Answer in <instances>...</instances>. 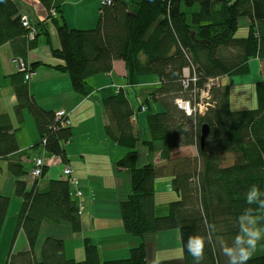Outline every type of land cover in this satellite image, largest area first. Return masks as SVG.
Instances as JSON below:
<instances>
[{
  "label": "trees",
  "instance_id": "trees-1",
  "mask_svg": "<svg viewBox=\"0 0 264 264\" xmlns=\"http://www.w3.org/2000/svg\"><path fill=\"white\" fill-rule=\"evenodd\" d=\"M63 1L42 0L49 14L52 8L57 14L62 12ZM22 16L16 0H0V43H12L14 53L24 60L26 43L31 47L39 34L49 30L45 21L32 22L38 33L29 40ZM241 16L249 18V33L238 37ZM99 17L92 29H77L69 28L64 19L48 15L61 40L60 48L52 52L64 60L61 67L69 72L74 89L83 94L91 92L87 79L112 71L116 59L126 63L129 84H137L142 75L159 77V86L148 89L143 102L147 111L151 101L161 104L160 111H150L146 116L149 139L136 131V112L127 92L105 90L103 103L109 119L106 133L128 148L116 163L119 169H129L131 177V191L121 201L120 210L125 230L134 236L143 238L178 229L184 250L178 264H195L185 247L189 236H207L206 224H214L215 235L231 244L238 230L237 217L249 207L245 203L248 189L256 184L264 192V80L256 83V108H231L230 90L220 82L212 85L207 110L188 116L177 105V99L194 94L193 84L184 86V70L193 65L196 86L202 88L212 77L247 72L254 57L264 61V0H112L101 3ZM27 72L26 67L11 74L18 97L16 115L22 121L23 110H29L39 129L42 150L67 161L64 143L73 138L72 126H62L56 111L39 106L29 92ZM205 124L210 132L202 146L201 129ZM16 132L10 115L1 112L0 158L20 151ZM139 143L150 152L159 146L165 162L158 165L151 160L139 165ZM183 145H195L198 154L175 153ZM9 171L16 176L15 193L23 204L4 264H147L146 241L135 245L129 257L101 260L98 246L86 238V257L80 261L65 255L63 238L47 236L37 253L44 221L63 220L71 223L74 231L81 229L79 204L72 199L67 177L52 180L50 188L42 192L37 187L38 179L27 188L22 180L26 173L22 162L11 159ZM163 176H172L171 184L179 198L168 203V213L157 215L155 181ZM74 187L79 188L78 184ZM9 203L10 197L0 189V240ZM260 222L264 224V220ZM21 231L27 236L26 249L15 247ZM212 231L210 228L209 233ZM201 264H227L218 242L206 241ZM247 264H264V250L255 253Z\"/></svg>",
  "mask_w": 264,
  "mask_h": 264
},
{
  "label": "crops",
  "instance_id": "crops-1",
  "mask_svg": "<svg viewBox=\"0 0 264 264\" xmlns=\"http://www.w3.org/2000/svg\"><path fill=\"white\" fill-rule=\"evenodd\" d=\"M16 2L22 15L28 16L34 24L45 21L49 31L42 33L43 36L39 34L31 47H29V42L26 43L27 55L24 60L20 54L14 53L12 43H0V113L6 112L12 118L14 128L17 130L16 136L20 150L8 158H0V189L10 197L8 216L4 223L0 244L4 241V234L9 236V242L13 240L17 219L23 204L22 199L15 193L16 176L9 171L11 159L24 164L26 173L22 180L27 182V188L30 189L35 182L30 171L34 165L33 159L38 156V153H42V145H39L40 133L32 113L27 109L23 110L24 119L19 121L15 112L18 97L15 94L14 86H12L11 74L21 70L20 62L22 61L28 69L25 79L28 82L30 94L33 95L39 106L48 111L64 109L69 115L73 131V138L64 143L68 160L64 161L60 156L52 155L47 151L45 174L38 180L37 187L40 191L45 192L50 188L52 180H64L66 178L64 168L70 165L74 169V175L79 179V189L82 190V194L77 196L74 185H70L72 199L78 204L79 202L83 204L80 213L81 229L74 231L72 224L63 220L44 221L36 244L37 253L40 252L47 236L63 238L66 244L65 255L80 261L86 257L84 244L86 238L98 246L101 260L129 257L130 250L135 245L146 241L148 245L147 264H178V262H182L184 250L178 229L155 232V234L146 235L143 238L131 235L125 230L120 207L121 201L131 191V177L129 169H119L116 167V163L128 151V148L119 145L106 133L109 119L103 103L105 90L116 93L119 91L118 87L123 86L129 102L136 112V118L133 119L136 131L143 138L149 139L146 122L148 113L146 109L141 108V105L149 95L148 89L159 86V77L157 80L152 78L143 80V77L140 76L137 84H129L126 79V63L122 59H116L112 71L94 74L87 79L91 88L90 94H83L75 90L69 72L61 67L65 64L64 60L56 57L52 52L53 49L60 48L61 40H59L54 21L50 18L47 19L48 15H51L48 9L45 8L43 2L42 7L37 6V8L30 5L28 0H16ZM61 8L63 11L59 12L56 17L59 20L64 19L69 28L92 29L98 24L100 18L101 0H64ZM37 62L40 65L34 67L33 65ZM248 64V71L244 72L246 74L238 73L247 76L237 77L235 74H233L234 76L227 74L221 78L223 85L222 80L225 76L233 77L229 80L232 84L228 85L232 86L229 89L231 108L234 104L233 89L240 92L249 89L255 91L256 94V83L264 80V61L254 57ZM28 74H30L29 78ZM235 103L239 104L238 101ZM240 103L242 102L240 101ZM160 109L161 104L154 102V110L160 111ZM233 109L244 108L235 107ZM139 151L140 154L147 156L144 159L145 162L141 161L139 165L150 162L151 152L148 153L147 147L140 144ZM155 153L154 162L162 165L165 161L160 157L159 146ZM175 153L192 156L198 154L195 145H183L176 148ZM163 177L172 180V176ZM156 181V214L165 215L169 211L168 203L175 201L179 196L174 189H166L164 192L166 197L164 196L165 198L162 200L164 209L160 210L157 208V194L160 191H158ZM15 247L18 249L28 247L27 236L22 231L18 234ZM173 249L176 250L175 254L173 252L171 254ZM159 250L164 252L160 254Z\"/></svg>",
  "mask_w": 264,
  "mask_h": 264
},
{
  "label": "clouds",
  "instance_id": "clouds-1",
  "mask_svg": "<svg viewBox=\"0 0 264 264\" xmlns=\"http://www.w3.org/2000/svg\"><path fill=\"white\" fill-rule=\"evenodd\" d=\"M264 192L256 184L251 185L245 194L246 207L237 217V232L231 244L222 237L215 235V225L206 224L207 236L195 234L190 235L185 247L193 257L195 264H201L204 259L206 241L219 243L222 254L227 258V264H247L257 250L261 240H264ZM255 205V207H252ZM255 213V215H253ZM212 233H209V229Z\"/></svg>",
  "mask_w": 264,
  "mask_h": 264
},
{
  "label": "built area",
  "instance_id": "built-area-1",
  "mask_svg": "<svg viewBox=\"0 0 264 264\" xmlns=\"http://www.w3.org/2000/svg\"><path fill=\"white\" fill-rule=\"evenodd\" d=\"M112 0H101V3H110ZM51 15L56 17L57 16V10L52 8ZM21 20L23 21L24 27L28 28V37L29 39H34L38 33L36 26L33 25L32 21L29 19L28 16L23 15ZM21 64V70H24L26 68V64L24 62H20ZM30 74L27 75L29 78ZM222 77H212L202 88H198L196 86L198 82V77L196 74L195 67L193 65H190V67L185 68L184 70V86L186 88L190 87L192 84L194 85V94L191 98H183L177 99V105L180 109L184 110L185 113L188 116L196 115V114H203L207 110V108L211 105L210 103V91L212 89V85L219 84L221 82ZM119 90V87H118ZM57 118L61 119V125H70V118L69 115H67L66 111L59 110L56 111ZM43 144H46V139L43 140ZM46 149L43 148L42 153L39 156H36L34 158L35 164L33 166V169L31 170V176L35 179H40L44 174V167L46 164L45 154ZM64 175L68 178L71 184L77 186L79 183V179L76 178L74 175V169L70 165H67L64 168ZM76 195L80 196L82 194V190H80L78 187L76 189ZM79 212H81V209L83 208V204L79 202Z\"/></svg>",
  "mask_w": 264,
  "mask_h": 264
},
{
  "label": "rangeland",
  "instance_id": "rangeland-1",
  "mask_svg": "<svg viewBox=\"0 0 264 264\" xmlns=\"http://www.w3.org/2000/svg\"><path fill=\"white\" fill-rule=\"evenodd\" d=\"M28 1H29L30 5H32V6L36 7V8H37V6L42 7V1L41 0H28ZM70 4H72V3H70ZM99 8H98V10H99ZM239 21H240V25H239V28L236 30V36H238V37L247 36L248 33H249L248 30H249V24H250L249 18L247 16H241V18H240ZM244 74H246V73H244ZM244 74H242V75L235 74V75H237V77H239V76L240 77L247 76V75H244ZM141 77H143V80H147L148 78H152V79H155V80L158 79V77L156 75H154V74H147V75H143ZM232 78H233L232 76H225L223 78V80H222L223 85H226L230 89L232 86H228V85H231L232 84V82L229 81ZM122 89H125V88L123 86H119V90H122ZM235 89H237V88H235ZM232 97L234 98V104L232 105L233 108L240 107V108H244V109H246V108H250L251 109V108H256V106H257V96L255 94V91H251V90L248 89V90H245V92H240L238 90H234L233 89L232 90ZM239 100L242 103H240ZM235 101H238L239 104L238 103H235ZM151 106L152 107L147 111L148 114H149L150 111H155L154 110V102L153 101H151ZM141 108L143 110L146 109V107H143V104L141 105ZM155 152L156 151H151V153H150V151L148 152V153L151 154V159L149 160L150 162H151V160L154 161L155 156H156V153ZM38 155H40V154L38 153ZM48 155H49V153H48ZM140 155L141 156H140L139 164L141 163V161H144L145 162L144 159L147 158V156L146 155H142V153ZM33 180H37V179L33 178ZM156 183H157V186H158V191H160V193L157 194V197H158V199H157V208H159L160 210H162V209H164L163 208L164 207V204L162 203V200L166 197V195H165L164 192H166L165 191L166 189L173 190V186L171 184V180L170 179H167L166 177L165 178L164 177L163 178H157ZM4 236H5V238L3 239L4 241H2L1 244H0V248H1L0 249V264H4L5 263L7 253L9 251V249H10L9 246H10V243L12 241L11 240L9 242V240H10L9 239V236H6V234H4ZM260 243L263 245L264 240H261ZM3 248H4V250H3ZM263 250H264V246H257V250H256L255 253H262ZM162 252H164V251H160L159 250V253L160 254ZM172 252L175 254L176 253V250L173 249L171 251V254H172Z\"/></svg>",
  "mask_w": 264,
  "mask_h": 264
},
{
  "label": "water",
  "instance_id": "water-1",
  "mask_svg": "<svg viewBox=\"0 0 264 264\" xmlns=\"http://www.w3.org/2000/svg\"><path fill=\"white\" fill-rule=\"evenodd\" d=\"M201 131H202V134H201V139H200V141L202 142V146H204V143H205L204 140H205V138L208 136V134H209V132H210L208 125L205 124V125L202 127Z\"/></svg>",
  "mask_w": 264,
  "mask_h": 264
}]
</instances>
